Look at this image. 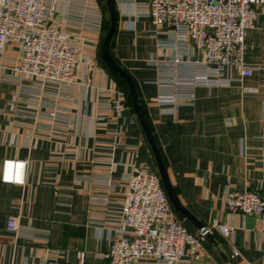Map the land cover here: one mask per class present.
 Listing matches in <instances>:
<instances>
[{"label":"crops","instance_id":"crops-1","mask_svg":"<svg viewBox=\"0 0 264 264\" xmlns=\"http://www.w3.org/2000/svg\"><path fill=\"white\" fill-rule=\"evenodd\" d=\"M50 3L52 21L80 53V67L71 84L39 87L13 71L17 42L0 56V177L4 161L26 162L22 185L0 180V264H44L49 257L77 264L80 251L84 264H108L104 255L120 233L127 178L140 169L158 174L157 166L130 95L128 101L101 65L109 28L106 1ZM113 3L110 57L131 77L177 199L191 217L170 204L172 215L195 235L201 233L197 223L208 230L200 249L186 247L177 264H264L258 219L229 212L224 204L232 191L264 193V5L254 7L245 36L251 76L240 80L234 69L237 80L229 87L197 88L193 105L181 106L174 118L159 112L152 67L167 56L158 41L168 27L143 15L148 0ZM118 95L124 103L119 115L111 105ZM9 216L17 219L16 235L5 230ZM214 223L231 227L232 238H224ZM196 252L199 260L193 259Z\"/></svg>","mask_w":264,"mask_h":264},{"label":"built area","instance_id":"built-area-1","mask_svg":"<svg viewBox=\"0 0 264 264\" xmlns=\"http://www.w3.org/2000/svg\"><path fill=\"white\" fill-rule=\"evenodd\" d=\"M256 5H264V0H148L143 15L169 29L158 41L167 56L152 65L161 115L175 118L181 106L193 105L199 87H229L237 80L234 69L240 80L251 76L245 62V36L253 27ZM53 11L50 0H0V56L9 43L17 42L19 64L13 71L39 87L48 82L71 84L80 67V53L71 36L52 21ZM111 105L119 115L124 110L122 96L113 98ZM25 170V161L6 160L0 180L22 185ZM224 204L229 212L255 216L264 238V193L232 191ZM213 228L232 238L231 227L214 223ZM5 230L18 234L16 217L7 218ZM203 236L189 232L173 217L158 174L140 169L127 178L120 233L104 258L108 264H135L142 259L177 264L186 247L200 249ZM193 259L199 260L197 252ZM84 260V252H78L77 264ZM44 264L62 263L49 257Z\"/></svg>","mask_w":264,"mask_h":264},{"label":"water","instance_id":"water-1","mask_svg":"<svg viewBox=\"0 0 264 264\" xmlns=\"http://www.w3.org/2000/svg\"><path fill=\"white\" fill-rule=\"evenodd\" d=\"M105 1H106L107 9H108V14H109V28L106 32V35H105L103 43H102L101 60L111 71H113L114 73L119 75L125 81V83L127 85L128 92H129V95L131 98V102H132L136 117H137L138 122L142 128V131L144 132V134L147 138L149 146L152 150V153H153V156H154V159L156 162V166H157L158 176L161 180L163 189L166 193V196L169 200V203L177 211H179L180 213H182L185 216H187L188 218H190L191 216L189 215V213L181 206V204L179 203V201L177 199L174 188L172 187V184H171L170 179L168 177L167 170H166L165 165L162 161L160 151L157 148V146L154 142V139H153L148 127H147V124L145 122L144 116H143L141 108H140V104H139V100L137 97V93L135 90L134 83H133L131 77L129 76V74L124 69H122L118 65H116L110 57L109 46H110V42H111L112 36L114 34V31H115V27H116V12H115L113 0H105ZM197 226L199 227L200 232L204 233L206 236L207 235V229L204 228L203 226L199 225L198 223H197Z\"/></svg>","mask_w":264,"mask_h":264},{"label":"trees","instance_id":"trees-1","mask_svg":"<svg viewBox=\"0 0 264 264\" xmlns=\"http://www.w3.org/2000/svg\"><path fill=\"white\" fill-rule=\"evenodd\" d=\"M109 22V20H108V18H107V20H106V23H108ZM108 26V25H107ZM107 30V27H106V29H105V31ZM101 65L102 66H104V68L113 76V77H115L116 78V80L118 81V83L120 84V86H121V88H122V90H124V92H125V94H126V96H127V98H128V101H130L129 100V94H128V90H127V86H126V83L121 79V77H119L117 74H115L113 71H111L104 63H103V61H101Z\"/></svg>","mask_w":264,"mask_h":264}]
</instances>
